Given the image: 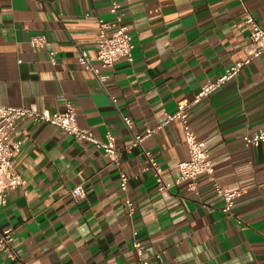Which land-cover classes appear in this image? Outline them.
<instances>
[{
    "label": "crops",
    "instance_id": "obj_1",
    "mask_svg": "<svg viewBox=\"0 0 264 264\" xmlns=\"http://www.w3.org/2000/svg\"><path fill=\"white\" fill-rule=\"evenodd\" d=\"M113 1L130 29L133 61L102 70L107 79L100 83L77 58L96 56L95 20L115 25ZM245 11L264 29V0H0V102L49 113L70 105L80 128L129 146L245 59ZM39 35L48 40L41 52L30 45ZM188 124L209 151L217 183L243 192L230 215L206 175L195 190L177 183L176 165L189 157L179 119L142 148L120 153L117 163L55 126L19 119L10 143L21 142L13 167L25 187L0 210V229L12 231L19 261L136 264L137 239L149 264H264V144L243 142L264 130V61L253 60L193 106ZM144 152L169 191L158 190ZM79 185L86 195L77 201L70 193ZM0 264L18 262L0 252Z\"/></svg>",
    "mask_w": 264,
    "mask_h": 264
},
{
    "label": "built area",
    "instance_id": "obj_2",
    "mask_svg": "<svg viewBox=\"0 0 264 264\" xmlns=\"http://www.w3.org/2000/svg\"><path fill=\"white\" fill-rule=\"evenodd\" d=\"M119 4L115 1L111 3L110 14L114 17L115 25L104 20H95L97 27L96 46L97 52L95 57H89L86 52H81L77 58L79 65L86 70L92 72L96 79L102 83L107 77L102 70L113 68L116 62L124 59L127 62L133 61V43L130 29L122 25L121 16L119 14ZM246 12V23L250 27V43L244 48L246 57L244 60L236 63L228 69L222 76L215 81L204 84L200 91L195 95L191 102L178 106L174 115L167 117L165 123L155 129H146L142 134L136 135L131 145L126 147H118L112 136L107 134L104 140L97 139L89 130L79 127L76 119V113L72 106L67 105L62 112L49 113L33 111L25 108H14L2 105L0 102V210L7 205L9 194L18 189L24 188L25 182L15 172L13 167V158L20 151L21 142L16 141L10 143L11 136L15 133L16 123L21 118H27L35 123H46L55 126L62 132L74 137L76 140L91 144L97 150H100L104 156L115 159L120 153L130 151L133 148H142L143 142L156 134L163 125L172 120L179 119L183 123L184 140L188 149L189 157L186 161L176 165L179 173L177 183L189 182L190 189L195 190L196 181L202 175H206L211 181L213 188L223 201L222 212L230 215L233 211L235 203L243 196L241 190H229L220 186L215 178V169L210 159L209 151L205 143L198 141L191 131L188 124V111L200 101L210 97L213 93L221 89L226 83L235 79L244 67L248 66L253 60L261 59L264 61V29L257 20L248 12ZM48 43L45 35H39L30 39V45L34 51H44ZM51 62H55V53H49ZM96 62L98 67H94ZM115 102V100H114ZM124 123L127 127H132V121L125 118ZM246 147H257L264 144V130L256 132L254 135H246L243 138ZM146 157V170H152L157 188L160 192H167L170 185L167 184L162 177V170L154 162L149 152H144ZM117 163V159L114 160ZM120 187L123 192L127 191L128 179L126 175L120 174ZM74 200H81L85 197L86 192L83 186L75 187L71 193ZM129 208V215L134 211L133 203L126 201ZM15 239L10 229H0V252L12 262L25 264L20 262L13 248ZM133 249L137 255L136 264H149V260L145 258L141 243L135 239L132 243Z\"/></svg>",
    "mask_w": 264,
    "mask_h": 264
}]
</instances>
